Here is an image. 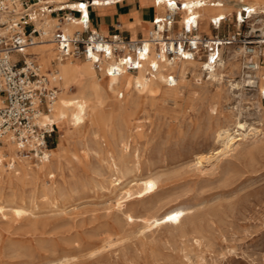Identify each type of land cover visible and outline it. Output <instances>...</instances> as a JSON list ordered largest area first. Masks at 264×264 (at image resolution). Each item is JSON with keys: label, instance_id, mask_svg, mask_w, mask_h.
I'll return each instance as SVG.
<instances>
[{"label": "rangeland", "instance_id": "obj_1", "mask_svg": "<svg viewBox=\"0 0 264 264\" xmlns=\"http://www.w3.org/2000/svg\"><path fill=\"white\" fill-rule=\"evenodd\" d=\"M236 23L228 16L219 29L211 23L212 34L198 33L240 32L222 49V59L227 67L237 64L228 79L240 80L244 93L233 96L239 91L226 81H211L203 71L200 79L189 73L177 99L147 97L137 115L142 126L122 162V187L110 192L113 172L103 153L91 151L66 164L55 180L69 195L64 209L42 204L35 215L21 219L0 214V264H264V92L257 87L264 72V43L257 42L263 38L257 29L264 27V15L247 18L240 27ZM181 29L177 22L174 33ZM243 46L258 48L261 55L254 60L261 71L246 67L251 52L234 57ZM243 74L257 82L247 85L242 80L250 78ZM238 121L245 122L246 130L240 131ZM58 127L55 146L64 126ZM228 127L231 136L247 135L218 156L227 141L219 131ZM203 155H210L211 162L196 166ZM2 193L1 205H10L12 192ZM119 202L136 219L127 221L117 210ZM180 209L186 212L178 219L193 216L197 222L185 235L168 226L145 227L142 217Z\"/></svg>", "mask_w": 264, "mask_h": 264}, {"label": "bare ground", "instance_id": "obj_2", "mask_svg": "<svg viewBox=\"0 0 264 264\" xmlns=\"http://www.w3.org/2000/svg\"><path fill=\"white\" fill-rule=\"evenodd\" d=\"M54 1L57 3V6L65 4L80 6L78 4L80 2H83V6H85L83 0L70 2H67V0ZM90 1H93L95 6L116 2V0ZM175 1L176 3L180 2L182 8L180 10L182 18L178 21L179 25L183 27L186 22L190 21L192 14H198L200 21H202L199 31L201 30L208 34H212L211 22L218 15L227 18L233 15L237 21V27L241 26L238 19H243V7L248 9V19H254L260 16V14L264 15V0ZM237 3H241V5L236 7ZM157 8L158 12H165L167 8L166 0H159ZM257 13L259 15H256ZM261 20L258 19L257 21ZM54 22L55 20L51 24ZM77 27L76 24L71 22L65 25V29L68 31H73ZM257 30H261L260 36L263 37L257 42L264 43V27ZM150 33L149 36L144 38L145 40H149ZM249 42L252 43L254 40ZM224 47L225 45L222 46V49ZM257 49H251L247 46L239 47L234 51V57L251 52V58L249 59H252V61L248 62L246 67L255 69L257 72L261 71L258 60H254V58L261 55H259V50ZM29 51L37 55L38 62L44 73L50 68L53 69L54 73L53 77L51 76L50 83L52 86L56 85L59 87L58 97L52 103L51 110L43 113L41 121L43 123L62 124L64 128L61 130L56 146L50 148L47 151L48 155L45 157L24 156L20 152L16 140L12 139L9 135L3 138L2 143H0V194L7 190L12 192V198L8 201L11 203L10 205H1L0 202V214L4 217L9 213L13 214L14 218L20 219L24 216L33 215L34 211L42 204H49L53 207L64 209L68 193L64 189L60 190L62 185L60 187L55 185L57 173L66 164L79 161L81 157H84L85 154L91 151H95L98 154L103 153L109 160L113 173L108 177V187L111 193H116L124 183L123 177L126 169L122 166V162L130 155L129 148L133 141V135L142 126L140 124L141 120L137 115L146 104V98L149 96H161L163 99H177L180 93H182L181 87L186 82L189 73L196 75L200 79L199 74L204 71L211 81L219 83L226 81L232 90L236 89L239 91L237 94L234 93L235 95L232 93L233 96H241L244 93V85H242L240 80L228 79L231 74L235 73L237 64L233 62L227 67L222 58L218 63L213 65L207 63L201 57L193 59L175 58L174 60L166 58L161 61L156 59L153 54H150L139 70L123 71L119 74L109 75L106 66L99 71L92 60L83 58L60 59L58 46L50 37L44 38L41 42L32 46ZM262 51H264V48ZM246 55L248 54L246 53ZM153 65L157 66L156 72L150 71ZM46 74L48 75V73ZM169 75H174V81L176 82L174 85H170ZM247 77L250 79L240 77L247 85L257 82V80L251 79V74H248ZM257 87H259L262 93L264 92V72L259 76ZM237 124L240 131L246 127L245 122L238 121ZM229 130L231 131L228 127L219 131V137L227 138V141L224 142V148L218 149L217 154L230 149L234 142L240 141L247 135L245 133L242 136L243 133L241 132L242 135L240 134L241 136L236 138L235 136H231L232 133ZM250 130L248 129L249 132ZM210 155L199 156L195 165L197 166L198 164V167H200L205 162H209L211 159ZM69 189L71 188L69 187ZM117 210L120 214L125 215L127 221L134 220V215L126 211L120 202L117 205ZM185 212V209H180L177 212L165 210L160 215L144 216L142 219L145 222L146 228L168 226L167 228L172 233L183 236L187 233L188 226L195 227L197 224L193 216L178 219L180 214H184ZM122 215L121 217H123ZM168 231L166 230L167 233Z\"/></svg>", "mask_w": 264, "mask_h": 264}, {"label": "built area", "instance_id": "obj_3", "mask_svg": "<svg viewBox=\"0 0 264 264\" xmlns=\"http://www.w3.org/2000/svg\"><path fill=\"white\" fill-rule=\"evenodd\" d=\"M84 2L85 6L83 2L78 3L80 6H57L53 0H0V143L5 136H11L24 156H47L57 132L55 123L41 121L43 113L51 110L59 89L50 85L49 76L29 51L38 38L50 37L58 46L60 59L92 60L97 70L106 66L112 75L139 70L150 54L161 61L205 57L214 65L222 58V46L234 43L240 36L239 31L228 35L199 34L198 14H192L190 21L174 33L182 8L180 2L166 0V11L154 18L149 40L131 39L120 32L108 37L91 27L89 7L94 3ZM155 3L158 5L159 0ZM242 14L243 19H238L241 25L248 9L244 7ZM226 20L218 15L211 23L219 29ZM68 22L78 27L68 31ZM28 25L32 26L30 30ZM150 71L156 72L157 66ZM169 83H176L174 75H169Z\"/></svg>", "mask_w": 264, "mask_h": 264}, {"label": "crops", "instance_id": "obj_4", "mask_svg": "<svg viewBox=\"0 0 264 264\" xmlns=\"http://www.w3.org/2000/svg\"><path fill=\"white\" fill-rule=\"evenodd\" d=\"M70 1L77 0H67V2ZM158 11L154 0H116V2L108 5L89 7L91 27L93 29L101 31L108 37L120 32L131 39H141L149 36L150 31L154 27V18L164 13ZM76 15L78 14L76 13ZM41 41L42 39L38 38L37 43ZM33 57L39 61L35 53H33ZM46 73L49 75L50 82L54 73L53 69H48ZM54 86L59 89L58 86ZM56 129L59 131L57 124Z\"/></svg>", "mask_w": 264, "mask_h": 264}, {"label": "trees", "instance_id": "obj_5", "mask_svg": "<svg viewBox=\"0 0 264 264\" xmlns=\"http://www.w3.org/2000/svg\"><path fill=\"white\" fill-rule=\"evenodd\" d=\"M55 145H53V144H50V147H54Z\"/></svg>", "mask_w": 264, "mask_h": 264}]
</instances>
